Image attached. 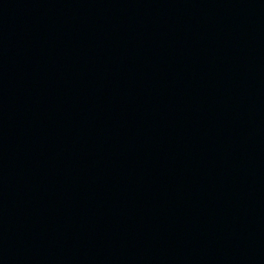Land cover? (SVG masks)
Instances as JSON below:
<instances>
[{"label": "water", "instance_id": "water-1", "mask_svg": "<svg viewBox=\"0 0 264 264\" xmlns=\"http://www.w3.org/2000/svg\"><path fill=\"white\" fill-rule=\"evenodd\" d=\"M0 264H264V0H0Z\"/></svg>", "mask_w": 264, "mask_h": 264}]
</instances>
